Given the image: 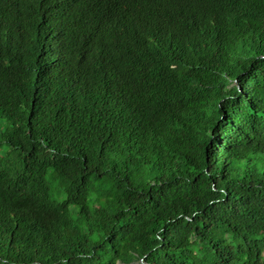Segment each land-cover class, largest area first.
Returning a JSON list of instances; mask_svg holds the SVG:
<instances>
[{
	"label": "trees",
	"instance_id": "1",
	"mask_svg": "<svg viewBox=\"0 0 264 264\" xmlns=\"http://www.w3.org/2000/svg\"><path fill=\"white\" fill-rule=\"evenodd\" d=\"M0 264H264V0H0Z\"/></svg>",
	"mask_w": 264,
	"mask_h": 264
},
{
	"label": "rangeland",
	"instance_id": "2",
	"mask_svg": "<svg viewBox=\"0 0 264 264\" xmlns=\"http://www.w3.org/2000/svg\"><path fill=\"white\" fill-rule=\"evenodd\" d=\"M168 99H167V97H164L163 99H162V104H161V109H165V107H166V105H167V103H168Z\"/></svg>",
	"mask_w": 264,
	"mask_h": 264
}]
</instances>
